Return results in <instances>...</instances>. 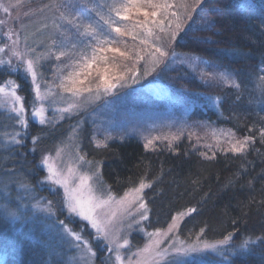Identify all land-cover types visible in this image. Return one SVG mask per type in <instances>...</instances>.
I'll return each mask as SVG.
<instances>
[{
	"label": "snow or ice",
	"instance_id": "snow-or-ice-1",
	"mask_svg": "<svg viewBox=\"0 0 264 264\" xmlns=\"http://www.w3.org/2000/svg\"><path fill=\"white\" fill-rule=\"evenodd\" d=\"M202 3L203 0H192V3H188V0H71V3L68 0H49L41 8L29 9L23 14L27 17L44 9L54 12L52 31L48 33L47 43L32 39L33 33L25 32L21 36L26 25L21 24L18 29L11 26L19 17L0 19V27L9 25L6 31L0 32V65L7 66L11 72L21 69L25 77L30 78L33 92V98L26 108L25 98L18 94L20 85L15 80L8 79L0 83V109L12 121L6 126L11 131L0 132V139L3 141L0 147L6 151L22 147L30 126L29 118L38 120L40 125L53 124L57 120L70 118L81 108L95 104L104 97L119 98L125 89L138 84L168 60L176 62L179 56V63L189 64L193 68L203 63L200 57L178 54L172 47L178 36L185 31L186 21L192 19L193 12ZM19 7L21 0H15V3L9 0L7 6L0 4L5 14L10 9ZM238 7L245 12L255 5L251 0H238ZM41 27L47 28L48 25ZM129 38L132 44H129ZM37 44L44 50L38 51L34 46ZM53 58L57 63L52 68L49 80L41 69L44 62ZM259 72L261 75L257 78L258 87L264 95V62L259 67ZM201 79L205 83L221 80L226 86L235 89L241 87L232 74L227 72L201 70ZM222 102L221 97H209L206 101L216 107ZM112 103L107 101L105 106L111 107ZM60 104L65 106L61 107ZM49 108L53 112L51 117L46 114ZM81 123L82 121L78 122L72 128L70 140H79ZM113 126L115 122L109 121V127L103 131V139L98 138L94 130L91 142L97 149L108 147V141L113 139ZM98 127L94 121L93 128ZM248 132L255 134L238 137L231 129H212V136L217 141L216 150H212V144H207L205 147L212 150L211 156L207 152L200 155L205 159H213L216 152L221 151L246 156L257 140L264 144V117L261 118L259 127L253 124ZM181 135L182 130L180 134L144 136L143 147L145 150L156 151L157 142L166 141L167 147L174 150L175 142L180 140ZM191 136L190 133L189 139ZM220 136L227 141V148H221ZM120 138L123 139V135ZM39 140L40 136L32 137L33 147L29 151H36L35 145ZM61 145H64V141H61ZM61 145L56 147L55 156L50 152L42 155L36 171L46 170V175L38 178L35 183H32L30 175L15 167L13 152L0 155L3 163L13 162L12 167H0V193L10 195L13 185L22 193L15 197L14 207L10 201L0 204L2 214L14 221H27L30 216L22 211L26 207L45 213L46 218L54 222L59 236L57 247H52L49 255L61 257L60 264H94L97 253L93 248V241L104 242L110 254L107 260L112 264H187L186 258L195 262L196 255L205 253L206 250L218 253L221 264H230L232 255L255 243L246 238L235 248L226 247L237 231L235 220L234 230L223 235L222 239L212 242L203 239L205 228H201L194 239L191 234L187 238H181L179 222L195 211L189 208L172 216L165 229L156 228L149 232L140 227L139 231L147 237V242L135 252L125 254L122 249L130 247V240L123 234V219L126 217L131 221L126 226L128 230L149 219V209L144 202L143 193L146 188L153 186L156 178L153 181L146 180L145 172L144 176L139 177L138 184L127 188L123 196L117 199L111 185L103 179L100 171L102 161L89 160L87 153L82 154L79 143L75 145L74 154H68L65 159L66 145ZM85 166L87 170L82 171ZM129 182H132L131 178ZM45 188L54 195H59V201L40 196L39 190ZM61 188L62 195L59 192ZM57 213L64 214L65 219H58ZM66 220H70V223H66ZM75 223L80 224L79 230L72 226ZM86 227L92 231V240L84 236ZM66 250H74L77 255H64ZM226 252L228 255H225Z\"/></svg>",
	"mask_w": 264,
	"mask_h": 264
},
{
	"label": "trees",
	"instance_id": "trees-1",
	"mask_svg": "<svg viewBox=\"0 0 264 264\" xmlns=\"http://www.w3.org/2000/svg\"><path fill=\"white\" fill-rule=\"evenodd\" d=\"M251 2L255 7L242 12L238 0H203L172 45L178 53L200 57L203 63L195 67L199 72L183 64L173 65L169 70L163 66L159 72L160 80L173 93L187 98V102L190 100L191 121L203 120L216 128L231 129L238 137L255 134L248 129L253 124L259 127L264 117V95L257 79L264 62V0ZM46 64L51 63L44 62V67ZM201 70L230 73L241 87L226 86L221 80L205 83ZM209 97H221L223 102L216 107L206 103ZM91 134L89 128H82L81 149L87 156L102 161L100 171L113 193L120 194L135 186L145 172L146 180L156 178L153 186L143 193L149 209L145 229L162 228L174 214L192 208L195 211L181 221L179 234L189 237L205 228L203 239L218 240L234 230L235 220L237 231L232 243L239 245L246 238L255 243L232 255L230 264H264V144L259 140L246 156L217 151L215 158L205 159L200 153L211 156L216 143L209 150L183 137L175 142L174 150L167 143H157V150L152 151L145 150L138 138L125 136L108 141L107 148L97 149L91 142ZM56 138L52 134L43 141ZM220 146L227 148V141L220 142ZM9 152L19 151L0 148V155ZM14 164L25 174L29 166L36 167L33 161L26 165L18 163L16 158ZM12 166L13 162L0 161V167ZM5 201L11 199L0 196V204ZM11 205L14 207L15 203ZM18 227L20 223H13L0 208V264H60L56 256L50 257L51 245L38 234L36 226L21 230ZM143 238L139 233L131 235L134 245Z\"/></svg>",
	"mask_w": 264,
	"mask_h": 264
},
{
	"label": "rangeland",
	"instance_id": "rangeland-1",
	"mask_svg": "<svg viewBox=\"0 0 264 264\" xmlns=\"http://www.w3.org/2000/svg\"><path fill=\"white\" fill-rule=\"evenodd\" d=\"M12 3H15V0H11ZM71 3V0H68ZM49 3V0H21V7L10 9L8 14H5L0 8V19H13L19 17L18 20H15L13 24H11L14 28H19L21 24L26 25V29L21 33L23 36L26 33H33L32 39L34 40H44L46 43V38L48 32L52 31V27L50 29L51 20L54 16V12L49 9H44L42 11H35L33 14L25 17L24 12L29 11V9L35 10L41 8L42 5ZM188 3H192V0H188ZM0 4L7 6L9 4V0H0ZM58 15V14H55ZM47 24V28H42L41 25ZM9 25H5L0 27V32L6 31ZM50 29V30H48ZM71 32V30H70ZM57 38H59L57 34ZM2 39V38H0ZM3 42H7L3 40ZM129 44L133 42L129 38ZM37 47L38 51H43V47L39 44L34 45ZM21 47H23V40H21ZM178 53V52H177ZM182 54V53H178ZM15 63V61H13ZM50 66L44 67L41 69L45 72V78L51 79V71L53 66L57 63L55 59L50 60ZM53 64V65H52ZM181 64L179 63V56L177 57L176 62H172L171 60L166 61V64L159 65L151 75L144 77L140 80L138 84L132 85L131 88L125 89L119 98L116 97H104L100 101L95 102V104H90L86 108H81L77 113H74L70 118L66 117L64 120H57L53 124L40 125L38 120L29 118V129L28 134L24 138L25 143L22 147L11 148L16 152L14 155V159L16 158L18 163L21 164H31L33 163L38 165L39 161L43 154L50 152L53 156H55V149L58 145H61V141H64L65 146V159H67L68 154H74L75 145L79 143L81 148L80 139L79 140H70L69 136L72 132V128L78 123L81 122L80 128L86 126L92 132L91 140L94 130L97 132L98 138L103 139V131L105 128L109 127V121H114L115 126L111 129V134L114 138H120L121 135L123 137H136L144 144V136L157 135L161 133H176L180 134L181 130L183 131V135H181L182 139L189 138V134L191 133V139L195 143V146L201 145L205 146L207 144L217 143V141L212 136V129L224 130L227 131V128H216L211 125H207L203 120H196V122L191 121L189 118V113L191 112V102L190 100L187 102V98L184 99L183 96L177 93H173L169 86L164 83V81L160 80L159 72L162 71L160 69L163 66H166V69H170L173 65ZM187 66L193 72L196 71V68L191 67L189 64H183ZM12 79L15 80L18 85H20L18 94L25 98V107H29V102L33 98L32 86L30 83V78H26L25 74L21 69H18L16 72H11L7 66L0 65V83H3L5 80ZM112 101L111 107H106V102ZM59 106L63 107L64 104H60ZM113 108L115 111H113ZM49 117L53 116L52 109L49 108L47 113ZM0 117L3 118V124L0 125V132L5 130L11 131L10 127H6L12 123L7 117V114L4 113L2 109H0ZM99 126L97 129L93 128V122ZM54 135L57 137L51 142L43 141L45 139H49L50 135ZM219 135V131H218ZM40 136L39 143L35 145L36 151L31 152L29 149L33 147L32 137ZM199 138V139H198ZM226 141L223 136H220V142ZM3 141L0 139V145H2ZM160 143V142H157ZM163 143H167L166 141ZM94 144V143H93ZM95 145V144H94ZM3 148V147H0ZM28 152V153H26ZM84 152L82 151V154ZM29 155V158L26 157ZM35 159H34V158ZM32 158L34 160H32ZM89 160H96L92 156H87ZM98 161V160H97ZM82 171L87 170V166H85ZM26 175H30V179L32 183H35L38 178H42L46 175V170L36 171V167L29 166V169L26 171ZM125 191V190H124ZM124 191L120 194H115L116 198L119 199L123 196ZM60 194L62 195V188L59 189ZM18 194H22L18 191L15 185L12 186L10 195H5L4 193H0V196H5L11 199L10 202L15 203V197ZM40 196H47L49 200L59 201L60 196L54 195L47 188L43 190H39ZM7 202V201H5ZM27 204V201H25ZM14 205V206H15ZM115 207V205L113 206ZM23 212L29 214L30 219L27 221H18L20 223L19 230L36 226V230H38V234H41L47 239V243L52 247H57V242L59 240L58 230L54 226V222L51 219L46 218L45 213H40L36 209L26 207L22 209ZM175 215V214H174ZM173 215V216H174ZM58 219H65V215L62 213H57ZM138 219V217H136ZM13 220V219H12ZM119 213L117 217V227H119ZM66 223H70V220H66ZM131 221L128 218L123 219L124 224V235H127V238L130 240V247L126 249H122V252H135L138 247H143L147 242V237L143 232L139 231L140 227L145 229V221L140 226H135L133 229L128 230L127 224ZM171 220L168 222L170 223ZM13 223L15 221L13 220ZM168 223L162 227L161 229L167 228ZM181 224V221L179 222ZM74 228L79 230L80 224L75 223L72 225ZM146 231H153L147 230ZM134 233H139L143 235V241L134 245L131 241V235ZM84 236L92 240V231L87 229L84 232ZM181 236V235H180ZM193 239L195 235L191 236ZM181 238H187L181 236ZM209 242L215 240H207ZM122 243V240L120 241ZM241 244V243H240ZM239 244V245H240ZM238 245H235L230 242V244L226 247L235 248ZM93 248L96 251L97 255L94 259V264H112L111 261L107 260V257L110 255L107 251L106 246L103 241H93ZM240 251V250H239ZM237 251V252H239ZM64 255L73 256L77 255L74 250H66ZM225 255H228L226 252ZM54 257V256H53ZM57 257V258H56ZM55 259L60 261L61 257L56 256ZM187 262H193L191 258H186ZM221 264V257L218 253L213 252L212 250H206L205 253L196 255V264Z\"/></svg>",
	"mask_w": 264,
	"mask_h": 264
}]
</instances>
